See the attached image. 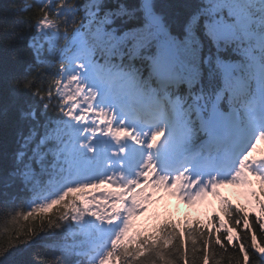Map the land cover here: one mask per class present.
I'll list each match as a JSON object with an SVG mask.
<instances>
[{
	"label": "trees",
	"instance_id": "trees-1",
	"mask_svg": "<svg viewBox=\"0 0 264 264\" xmlns=\"http://www.w3.org/2000/svg\"><path fill=\"white\" fill-rule=\"evenodd\" d=\"M73 3L74 0H0V175L7 177L17 166L18 151L33 156H38L40 152L47 153L42 162L44 168H37L33 181L27 185L19 179L11 187L0 183V255L13 244H18L4 260H0V264H15L16 261H22V264H99L116 235H112L108 244L107 240H100L104 219L110 218L104 214L103 199L96 206L86 203L85 188L94 190L100 185L98 181L71 184L66 181V185L63 183L56 192L49 189L54 182L62 181L71 169L66 164L64 135L58 139L53 129L65 132L66 121L73 114L74 94L63 86L59 76L63 57L60 53L67 47L71 30L87 31L83 10L75 14L69 11ZM126 3L131 7L136 0H126ZM200 3L201 0H161L160 6L170 14L177 9L183 11V15L174 20V26L179 30L187 15L195 12ZM234 13L245 16V20L237 24L239 27H244L252 18V28L264 40V6L261 2L226 0L224 6L218 9V15H223L228 22H234ZM42 16L47 19H42ZM111 27L105 26V31H110ZM115 27L117 31L114 35L119 37L129 25L121 23ZM123 43L122 50L116 51L121 54L119 62L133 65L138 79L147 80L155 87L154 80L147 79L149 60L145 57L149 54L148 50L136 55L131 38ZM239 45L234 41L223 42L218 52L215 44L203 37L201 57H211L213 64L218 54L222 58L236 59ZM106 48L105 44L104 48L98 47L97 50L105 51ZM247 67L248 63H244L240 70L243 79L249 76ZM204 71L203 80L194 87L189 88L187 82L184 84L180 80L174 90L183 99H189L192 92L213 98L223 82L215 69L211 77L207 75V67ZM166 85L171 87L169 82ZM242 85L240 81L239 86L243 88ZM226 89L235 90L232 85H226ZM13 94L19 98V102L9 108ZM32 107L36 110L35 119L20 116L21 109L28 113ZM5 109H8L6 113ZM42 139L45 143L34 153L33 149ZM263 147L264 138L255 139L253 153H258ZM246 185L248 192L242 186L240 194H236L239 185L224 187L225 191L222 192L225 199L218 201L215 197L216 203L211 206L213 211L204 215L199 214L197 209H188L180 197L167 194L150 205L152 208L148 212V219L147 214L129 219L133 233L129 240L150 234L162 222L187 224L189 221L191 224L199 220L203 223L209 216L220 212L226 199L233 204L250 205L249 188H259L264 192V175L250 176ZM203 197L204 194L199 195L198 202ZM198 202H188V205L198 206ZM252 214H255L254 208ZM224 264H227V260Z\"/></svg>",
	"mask_w": 264,
	"mask_h": 264
},
{
	"label": "snow or ice",
	"instance_id": "snow-or-ice-1",
	"mask_svg": "<svg viewBox=\"0 0 264 264\" xmlns=\"http://www.w3.org/2000/svg\"><path fill=\"white\" fill-rule=\"evenodd\" d=\"M160 2L161 0H136L134 6L129 7L126 0H74L69 11L75 14L83 10L87 31L77 30L74 36L76 47L68 59L79 60L98 71L101 66L93 62L96 49L104 48L105 44L113 40L119 43L131 38L136 55L148 50L149 54L145 59L151 62L156 73L169 79L186 81L188 87L192 88L203 80L204 69L207 67L209 77L213 75V69L218 70L225 84L231 86V63L226 62L219 54L214 64L211 57H201L203 37L211 40L219 52L221 42L228 43L229 38L235 34L236 26L229 23L223 15H218V9L224 6L226 0H201L198 9L187 15L179 30L174 26V20L180 18L183 11L177 9L170 14L161 8ZM41 18L47 19L43 16ZM121 23L128 24L129 27L121 36L116 37L115 26ZM105 26H112L111 30L105 31ZM29 46H32L31 42ZM116 46V43L109 45V54ZM49 54H52L51 46ZM13 96L9 108L15 107L19 102V98L15 94ZM7 111L5 109V113ZM20 116L35 119V107L28 113L21 109ZM53 133L58 139L62 135L71 137L70 131L64 132L62 129H53ZM44 143L45 140L42 139L33 152H37ZM65 149L66 160L70 165L84 168L92 166V159L75 151L71 144L65 145ZM26 155L24 151H18L17 166L7 177L0 175V183L5 187H11L17 179L27 185L33 181L36 169L44 168L42 162L46 159V152H40L38 156L27 155L25 161ZM131 183L138 184V181ZM100 186H105L103 180L100 181ZM249 189L250 205L241 206L226 199L220 212L209 216L203 223L199 220L191 224L189 221L187 224L162 222L150 234L131 241L129 237L133 233L130 221L122 217V222L116 227L119 231L100 258L99 264H224L225 260L227 264H264V192L259 188ZM193 191L196 192L195 189ZM208 191V188L204 189V192ZM135 210L134 206L126 209L129 213ZM16 246L18 244H13L4 251L0 260H4ZM15 264H22V261H16Z\"/></svg>",
	"mask_w": 264,
	"mask_h": 264
},
{
	"label": "rangeland",
	"instance_id": "rangeland-1",
	"mask_svg": "<svg viewBox=\"0 0 264 264\" xmlns=\"http://www.w3.org/2000/svg\"><path fill=\"white\" fill-rule=\"evenodd\" d=\"M76 78H77V77H76ZM82 123H84V122H82ZM176 127H178V125H177ZM176 133H179V134H180V131H176ZM112 175H113L112 179H113L115 182H118L119 180H121V179L123 178L122 176H119V175H117V174H112ZM126 179H127V181H131L130 178H126ZM134 179L139 180V177H134ZM144 181H145L146 184H145V186L142 188V192H144V191H145V187L149 185V183H147V179H146V178L144 179ZM138 184H140V183H138ZM133 185H134V184H133ZM133 185L130 184V186H126V188H130L131 190H133V189H134ZM156 186H158V187L155 188ZM152 187H153V189H156L157 191H161V190H163V186H162V185H152ZM211 188H213V186H211ZM213 190H214V189H212L211 191H213ZM154 191H155V190H154ZM198 194H200L199 191L193 192V193L191 194V198H192V199H197V198L199 197ZM139 195H140V201H141V204H140V205L145 204L146 201H145V199H144V195H143V193H141V194H139ZM208 198H209V194H208V192H204V197H203V199H202L201 201H206V200H208ZM215 202H216V200L214 199L213 202H212V205H214ZM209 206H211V204H209ZM211 212H212V208L210 207V208L207 210V213H211ZM121 214H124V212H122V213L120 212V213H119V216H120ZM118 221H119V219H118Z\"/></svg>",
	"mask_w": 264,
	"mask_h": 264
},
{
	"label": "bare ground",
	"instance_id": "bare-ground-1",
	"mask_svg": "<svg viewBox=\"0 0 264 264\" xmlns=\"http://www.w3.org/2000/svg\"><path fill=\"white\" fill-rule=\"evenodd\" d=\"M59 52H61V51H59ZM60 54H62L63 56H65V57H66V53H64V52H62V53H60Z\"/></svg>",
	"mask_w": 264,
	"mask_h": 264
}]
</instances>
